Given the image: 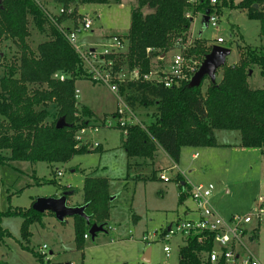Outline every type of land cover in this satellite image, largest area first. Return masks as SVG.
I'll return each instance as SVG.
<instances>
[{"label": "rangeland", "instance_id": "374dc122", "mask_svg": "<svg viewBox=\"0 0 264 264\" xmlns=\"http://www.w3.org/2000/svg\"><path fill=\"white\" fill-rule=\"evenodd\" d=\"M34 1L42 5L48 14H57L59 6L52 0ZM135 7L136 0H106L104 4L79 2L71 5L75 9L73 13L89 16L92 20L90 31L78 36V44L96 46L106 42L111 36L123 39L122 36L129 29L130 13ZM149 12L150 10L143 9L144 14ZM77 15L62 23L58 27L59 31L64 27L76 26L79 19ZM28 30L30 36L27 43L35 51L47 36L46 33L38 32L31 22ZM196 40H200L206 47L218 45L228 48L230 54L226 57L225 65L237 63L240 52L245 51L244 47H259L264 52L260 23L249 19L245 11L238 9L222 8L217 15L215 27L205 26L201 14L193 18L186 43L182 47L186 50V57L198 64L201 61L188 53ZM1 50L4 60L0 63V78L8 65L17 59L19 52L11 39H3ZM179 52L178 49H172L160 62L153 59L152 68L166 70L173 56ZM125 76H129L127 71ZM219 78L220 70L216 73V81ZM87 79L86 73L85 79L75 82L78 94L77 98L74 97L76 111L73 116L76 119L75 125L78 129H83L84 133L80 135L77 129L74 141L77 146H90L92 153L75 155L65 164L10 162L0 167L1 212L9 208L27 209L38 198L59 197L67 190L75 191L70 198V204L75 206L80 203L85 178L99 177L108 181V192L112 197L108 231L98 233L94 240L86 232L87 238L83 236L81 249L77 248L74 241L72 218L59 222L55 218L48 220L47 217L51 215L45 214V218L41 219L43 226L37 223L30 225L31 236L27 246L40 255L44 254L45 260L57 264H178L179 249L183 246L184 239H164L165 228L180 218L196 219L194 214H183L186 207L190 210L195 208L190 196L182 204H178L180 176L188 187L211 184L213 191L209 204L225 221L233 216L250 214L258 199H264V148H241L238 132L215 131L219 147L184 148L180 152L178 163H174L161 149L156 152L153 164L138 158H127L123 148V130L118 127L109 128L105 124L116 110L115 94L107 86L94 84ZM207 85L208 80H205L201 86L202 92H205ZM248 85L250 89L263 86L257 66L251 69ZM121 97L128 105L125 98L127 95ZM131 109L143 125L150 122L149 118L155 112L154 106L144 108L136 104ZM46 111L48 116L45 121L48 123L55 120V105H49ZM83 111L88 115H84ZM95 127L98 128L97 132H94ZM194 153L197 156L192 158ZM160 174L167 180H160ZM0 225L10 233V237L0 240V262L40 264L29 251L20 247L21 218L4 216ZM252 228H255L254 238L252 241L244 239V243L253 256L264 262V217L259 224L252 221L247 226V230ZM144 237L146 241L143 240ZM43 245L46 247L44 250ZM164 246L170 248L168 256L163 251ZM147 252L148 262L143 261Z\"/></svg>", "mask_w": 264, "mask_h": 264}, {"label": "trees", "instance_id": "16d2710c", "mask_svg": "<svg viewBox=\"0 0 264 264\" xmlns=\"http://www.w3.org/2000/svg\"><path fill=\"white\" fill-rule=\"evenodd\" d=\"M236 1L215 0L216 3L211 5L210 0H194L193 3L187 0H136V7L130 13L129 29L122 36L127 46L126 53L112 58L114 68H137L141 76L148 73L153 59L161 55L165 57L172 49L182 51L193 17L207 12L218 15L222 8L245 11L249 19L260 23V36L264 37L263 0ZM52 2L70 7L79 2L104 4L106 0ZM143 9L150 12L144 14ZM47 14L45 8L34 0H1L0 3V63L4 60L1 50L3 39H11L19 49L17 59L8 65L0 78V167L10 162L65 164L75 155L92 153L90 146H77L74 141V134L79 128L73 116L76 111L75 82L85 79L86 73L76 52L57 27L77 14L52 18ZM30 22L38 32L47 36L35 51L27 43ZM192 47L188 53L202 62L212 46L206 47L196 40ZM244 50L240 52L237 63L220 69V78L214 83L204 78L198 87L190 88L189 82H184L165 88L144 82L140 77L122 87L120 93L127 95L125 98L130 107L136 104L144 108L155 107L154 115L143 128L138 125L126 128L123 141L126 157L152 161L157 150L161 149L174 163H178L182 148L219 147L215 131L238 132L241 148L263 149L264 52L259 47H244ZM253 66L259 68L262 88L250 89L248 85ZM55 74L63 75L64 80L54 79ZM205 80H208V85L202 92ZM34 85L43 87L33 88ZM49 105H55L56 118L47 123L46 108ZM83 114L87 113L83 111ZM61 117H64L67 126L56 129L55 124ZM181 181L178 185V204L182 203L183 194L189 193V187ZM65 192L71 193L66 197L67 205H70L75 191ZM110 198L107 179H84L80 203L75 206L85 207L89 224L82 217L72 218L77 248H82L83 236L91 225H102L105 232L108 231ZM31 205L27 209L0 211V223L4 216L21 218L20 247L29 251L40 264H57L45 260L43 254L27 246L31 236L30 225L41 224L45 214L53 216L51 213H36ZM8 237L10 233L0 225V240ZM199 237L201 235H195L184 241L179 249L178 264H202L201 253L211 251L212 242L205 236L201 244Z\"/></svg>", "mask_w": 264, "mask_h": 264}, {"label": "built area", "instance_id": "2783aa9c", "mask_svg": "<svg viewBox=\"0 0 264 264\" xmlns=\"http://www.w3.org/2000/svg\"><path fill=\"white\" fill-rule=\"evenodd\" d=\"M193 3L194 0H187ZM215 0H210V4H215ZM73 7V6H72ZM264 7V0L262 1ZM74 9L70 7L59 6L56 15L47 14L50 18L59 16H69ZM77 25L64 27L60 33L76 52L78 59L88 74V80L94 84H103L115 94L117 107L112 117L105 121L106 126L118 127L126 133V128L130 125H144L135 117L131 107L125 103L121 97L120 87L134 82L138 79L152 85H162L165 88L176 87L184 82H189L194 73L198 70L200 63L191 62L185 55L184 49L173 56L167 69L151 68L150 71L142 76L139 69H128L118 66L115 69L113 57L124 55L126 53V42L122 38L111 36L109 40L96 46H85L78 44V36L83 32H88L92 26V20L89 16L78 15ZM66 19L64 22H67ZM63 22V23H64ZM217 15L208 14L207 26L215 27ZM61 25L57 26L60 27ZM163 55L157 57L156 61H161ZM127 71L128 77L125 76ZM54 79L64 80L63 75L55 74ZM78 91H74V97L77 98ZM98 128H94L97 132ZM80 135L84 133L83 129L78 131ZM77 138V137H76ZM79 139V137L77 138ZM160 180H167L162 174L158 177ZM213 186L196 185L189 186V195L195 205L196 219H178L171 226L166 227L163 238L174 237L183 238L184 241L189 237L201 235L198 242L204 243L205 236H208L212 242V249L209 252L201 253L202 264H264L247 250L244 239L252 241L255 228L247 230V226L255 221L259 224L264 217V199L259 198L256 207L250 214L244 216H233L229 220H223L209 204V198L212 194ZM84 238H87L85 235ZM143 240L146 241L144 237ZM46 247L43 245L42 250ZM163 251L168 256L170 248L164 246ZM44 255V254H43Z\"/></svg>", "mask_w": 264, "mask_h": 264}, {"label": "water", "instance_id": "95a60500", "mask_svg": "<svg viewBox=\"0 0 264 264\" xmlns=\"http://www.w3.org/2000/svg\"><path fill=\"white\" fill-rule=\"evenodd\" d=\"M1 3V0H0ZM256 7V6H255ZM203 23L207 26L208 12L202 17ZM230 50L225 47L214 45L211 47L210 52L205 55L200 63L198 70L191 77L188 86L190 88L198 87L204 78L209 79L210 82L216 81V73L225 65L226 57L229 56ZM251 75V71L249 72ZM67 126L64 117L57 120L55 124L56 129H62ZM70 192H63L59 197L38 198L31 205V209L36 213H51L53 217L63 222L66 218H73L79 216L85 219L89 224L88 217L84 213L85 207L83 206H69L67 205L66 197L70 196ZM112 197L110 198V201ZM105 233L102 225L93 224L89 227L87 233L91 240H94L98 233ZM143 261L148 262V252L144 255Z\"/></svg>", "mask_w": 264, "mask_h": 264}, {"label": "crops", "instance_id": "0c3cea01", "mask_svg": "<svg viewBox=\"0 0 264 264\" xmlns=\"http://www.w3.org/2000/svg\"><path fill=\"white\" fill-rule=\"evenodd\" d=\"M201 17H203V15H201ZM193 18H194V17H193ZM192 21H193V19H192ZM188 35H189V34H188ZM215 140H216V139H215ZM216 142H217V140H216ZM218 144H219V143H218ZM219 145H220V144H219ZM182 149H184V148H182ZM182 149H181V150H182ZM198 149H199V148H198ZM205 149H214V148H205ZM157 151H158V150H157ZM180 152H181V151H180ZM191 156H192V158H195V157L197 156V153H194V154H192ZM155 157H156V154H155ZM155 157H154V159H155ZM154 159H153L152 161H149V162H152V164H153ZM176 176H177V175H176ZM180 178H181V180L184 182V179H183L181 176H180ZM182 181H181V183H183ZM179 183H180V182H179ZM178 185H179V184H178ZM178 196H179V189H178V192H177V197H178ZM183 196H184V197H183V201H185V198H186L187 196H190V195H189V193L187 192V193H184ZM183 201H182V202H183ZM181 204H182V203H181ZM69 206H73V205L70 204ZM183 212H184L183 214H184L185 216H189L190 213H191V214H194L195 217H197L196 208H194V210H190L188 207H186L185 210H184ZM44 218H45V217H44ZM51 218H54V217H53V216H52V217H51V216H50V217H47L48 220L51 219ZM180 219H181V218H180ZM183 219H193V218H192V217H187V218H183ZM70 220H72V219H70ZM228 220H229V219H228ZM40 225L43 226L44 223L42 222V224H40ZM49 261H50V260H49Z\"/></svg>", "mask_w": 264, "mask_h": 264}]
</instances>
